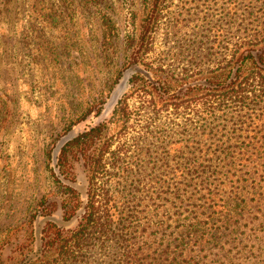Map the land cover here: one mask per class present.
<instances>
[{
	"label": "rangeland",
	"instance_id": "obj_1",
	"mask_svg": "<svg viewBox=\"0 0 264 264\" xmlns=\"http://www.w3.org/2000/svg\"><path fill=\"white\" fill-rule=\"evenodd\" d=\"M142 1L0 0V264H39L50 257L51 251L44 256V244L52 229L67 236L80 228L93 183L114 193L117 227L88 228L79 244L71 242L77 264H123L114 232L126 233L122 228L129 226L147 237L146 230H160L155 220L168 221V194L160 189L149 197L147 189L153 191L155 181L169 182L170 167L187 165L186 150H193L200 136L199 106L164 109L146 93L134 91L128 98L130 119L113 122L110 130L115 134L111 149H121L116 152L120 167H113L109 152L104 158L110 162L108 172L95 178L92 155H79L66 174L57 166L62 146L110 120L118 101L129 93L134 67L116 78L119 60L103 47L102 21L104 15L112 19L122 41L133 30L132 14ZM159 14L141 63L166 68L185 82L199 79L192 82L196 84L213 67L201 57L204 47L213 44L215 29L224 28L216 44L225 57L237 43L254 37L256 23L264 17V0H161ZM236 120L229 114L211 126L226 124L229 128L216 134L225 139L231 135L228 130L241 126ZM254 126L256 140L264 143V123L256 124L255 118ZM250 142L237 140L248 147ZM139 182L146 190L132 202ZM67 186L78 193L80 208L74 214L66 211L75 203ZM135 202L138 214L130 209ZM171 221L169 229L178 223Z\"/></svg>",
	"mask_w": 264,
	"mask_h": 264
},
{
	"label": "trees",
	"instance_id": "obj_2",
	"mask_svg": "<svg viewBox=\"0 0 264 264\" xmlns=\"http://www.w3.org/2000/svg\"><path fill=\"white\" fill-rule=\"evenodd\" d=\"M160 5L161 0H143L132 14L133 30L122 41L118 39L115 22L104 15L102 44L112 52L111 58L119 60L116 78L125 69L134 67L129 93L118 101L110 120L86 129L62 146L57 160L59 172L66 174L79 155H92V176H100L108 172L110 162L104 160L108 152L115 161L113 167H120L121 157L116 158V152L120 153L121 149H111L115 134L110 130L113 122L130 119L128 98L134 91L146 93L164 109L184 104L199 106L200 136L193 150H186L187 165L170 167L169 182L155 181V191L147 189L149 197L160 189L168 194V221L155 220L154 225L160 230L155 233L146 230L147 237L144 232L136 235L129 226L122 228L128 229L126 233L114 232L113 237L120 242V261L123 264H264V143L256 140L258 131L252 133L256 130L255 118L256 124L264 123V17L256 23L254 37L237 43L225 57L218 52L219 43L216 44L221 36L219 30L224 28L215 29L213 44L203 46L207 51L201 57L203 63L209 62L213 67L202 75L200 83L193 84L199 79L185 82L166 68L151 69L148 63H141L145 60L143 54L149 52L147 37L157 24ZM206 43L205 40L202 44ZM229 114L232 119L238 117L236 121L241 126L228 130L231 135L222 139L223 135L216 136L217 132L229 127L211 124ZM238 130L243 132L236 133ZM237 140H251V147L238 144ZM261 170L263 175L260 173L258 180L257 173ZM140 183L133 187L136 193L132 202L146 190L140 188ZM108 188L91 185L80 228L67 236L61 229H52L44 244V256L49 251L52 253L39 264H77L71 242L79 244L91 230L88 228L109 231L117 227L113 216L117 211L116 199ZM66 190L75 202L77 191L69 186ZM138 204L130 205L135 214L140 212ZM79 208L78 200L68 205L66 211L74 214ZM157 216L156 213L152 217ZM169 219L178 222L171 229L173 224H169Z\"/></svg>",
	"mask_w": 264,
	"mask_h": 264
},
{
	"label": "water",
	"instance_id": "obj_3",
	"mask_svg": "<svg viewBox=\"0 0 264 264\" xmlns=\"http://www.w3.org/2000/svg\"><path fill=\"white\" fill-rule=\"evenodd\" d=\"M128 77H129V75L127 74V75L125 76V78H123L122 81L120 82V85L118 86V89H117L116 93H115L114 96H113L114 99L117 97L118 92L121 91L122 88L124 87V85H125V83H126Z\"/></svg>",
	"mask_w": 264,
	"mask_h": 264
}]
</instances>
